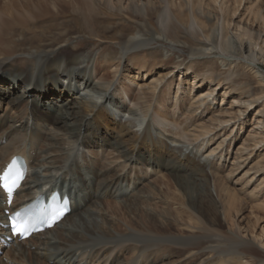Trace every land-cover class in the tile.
<instances>
[{"label": "rangeland", "instance_id": "rangeland-1", "mask_svg": "<svg viewBox=\"0 0 264 264\" xmlns=\"http://www.w3.org/2000/svg\"><path fill=\"white\" fill-rule=\"evenodd\" d=\"M7 1L1 0L0 5ZM26 1L29 0H22V4ZM36 1L25 4L23 9L21 7L22 13L19 8H16L13 10L14 15L23 18L31 10H36L38 7ZM154 1L160 3V0ZM183 1L184 22L178 23L175 20V25H171L169 30L172 34L169 39L177 46L171 47L169 39L160 37L163 25L159 14L164 12L163 3L157 7L156 14L151 20L152 24L141 28V33H144L150 45L146 50L132 56L136 55L138 60L146 61L152 72L147 73L148 79L144 78L143 72H137V69L133 67L123 70L125 68V59H123V64L119 68L110 66L112 61L104 60L108 63L105 71L106 74L110 72V77L109 80H100L101 75L97 76L96 68L99 49L104 45H100L97 38H90L88 30L81 32L82 37L72 40V43H76L78 47L85 45L83 52L94 55L89 70L86 69L88 70L86 74L92 73L95 82L100 81L104 88H108V93L115 96L116 105L123 104L136 113L133 115V112L128 110L119 112L118 106L105 104L112 116H115L117 121L128 123L138 132H142L146 123L149 122L153 126L152 134L156 140L155 145L150 147L151 156L149 149L143 150L145 153L143 157L152 159L146 166L139 162L132 164L117 160V153L111 154L112 149H107L105 154L103 149H96L98 148L96 146L87 148L83 145L78 146L80 152L87 154L86 159L82 156L80 158L79 164H83V167L89 159L91 161L95 156L100 155L103 163H106L109 158L108 162L115 161L114 164L118 167L114 164L113 167L120 174L127 173L137 179L138 172L153 186L151 190L153 198L149 206L128 210L113 200L104 203L103 207L107 216L102 223L103 229L105 228L113 236L125 239L117 247L105 250L102 257L104 261L112 259L109 264H263L264 142L256 148L253 139L261 141L264 134V17L255 20V14L250 12H252L251 7H254V11L255 9L260 10L264 16V0H243L241 3H238L239 0H226L225 6L227 5L230 10L228 15L225 13V16H222L218 6L208 0H195V6L190 4L189 0ZM54 2L55 0H48L50 8H54ZM57 5L60 6V4ZM69 7H61L60 14L62 15L59 16L50 15L46 20L38 22L32 20L28 22V25L25 24L26 22L20 23L13 30L17 34L22 33L24 38L19 42V46L14 47L27 49L32 46L31 43L35 46L39 42L53 46L60 43L66 36L74 37L80 34L77 28H72L73 25L68 27L70 33L66 31L67 26L64 23L72 20L71 15L68 14ZM195 18L202 27L201 29L192 30L193 28H190V22ZM114 21L125 23V18ZM62 22L63 24L59 25ZM137 25V22H128L126 26L128 36L136 30ZM30 30L37 32L38 35L36 37L26 36L32 33L29 32ZM30 38L35 39L31 41ZM235 39L237 43L231 44ZM126 41L127 38H124L116 42L111 55L117 56L115 52L125 50ZM241 44L245 47L244 50L250 45L252 53L241 51L237 46ZM233 45L235 49L232 48ZM207 47H214L215 51L212 54H205L206 57H204L203 49ZM66 55L68 56V53ZM26 56L24 53L20 55V58L25 65L28 60L32 67L33 61ZM192 69L202 73V79L205 80L199 87L198 93L206 91L211 84L218 83V80L223 81L220 92H215L214 99H211V104L206 109H198L192 103L191 90L193 88L196 90V82L192 81L194 77L191 73ZM18 70L21 72L20 69ZM170 70H174V79L169 81V89L159 86L158 90L163 93L161 100L158 101L155 96L149 99L142 98L141 95L144 94L150 77ZM2 72L4 71L0 73ZM9 72L11 70H7L8 74ZM43 77L48 78L46 74ZM180 81L182 92L179 97L183 99V108L175 112L171 109L177 98V84ZM0 84L7 87L6 83L0 81ZM61 84L62 86L67 85L68 80H64ZM80 84L77 82L73 86ZM23 86L24 84L15 88L17 94L21 95V91L24 90ZM82 87L84 88V84H81ZM83 88L77 95L82 96L86 93ZM133 93L139 94L133 96ZM96 96L98 94H95V98ZM68 97L66 95L56 96L51 92L42 99L35 97L36 105L31 101L28 102V98L18 106L12 105L8 99L0 101V119L9 117L6 125L0 129V134L13 124L12 118L21 119L27 116H37L38 123L44 126L45 123H49L57 127V131L63 132L65 131L63 123L56 124L53 119L57 120L58 117L65 115L64 110L69 111L72 114L71 117L81 116L82 120L79 124H82L87 115L75 114L76 100L71 98L69 100ZM99 100L104 103V99ZM244 101H246L245 105ZM233 103L238 105L231 108ZM146 109L148 112L145 111ZM239 109L245 112L235 120L239 115ZM232 117H234L233 121L220 129V121ZM63 119L74 123L70 118L64 117ZM133 119L136 120L133 121ZM96 126L97 123H94L92 127L83 128L82 132L84 135L97 132ZM255 126L261 127L255 128ZM17 129L24 132L26 126ZM261 129L263 132L260 133V137L251 136L253 131ZM212 130H215L213 131L215 133L207 134ZM12 133H8L7 138ZM121 133V130L113 127L110 130L103 128L99 130L100 137L97 139L101 141L103 139L101 135H107V138L112 135L116 138L123 136V141L124 134L121 135ZM229 134L232 136L228 137ZM223 140H225L224 153L221 149L213 155L218 142ZM123 144L126 148L131 147L129 143ZM181 149L185 153L182 152V154ZM136 151H139V148ZM180 154L182 157L190 155L200 158L201 162L206 164L207 172L200 174L193 164L185 165L184 162L177 161ZM107 155L110 157L107 158ZM144 171L147 172L146 175ZM186 179L195 182L191 188H187ZM131 183H125L126 186H124L133 190L136 184ZM109 203L112 204L109 205ZM232 244H238L240 250L246 252L243 260L228 255ZM28 250L35 251L36 247L29 246ZM29 255L28 253L22 256L20 258L22 261L13 264H31L30 261H26L30 258ZM87 259H90V264H94L90 255Z\"/></svg>", "mask_w": 264, "mask_h": 264}, {"label": "bare ground", "instance_id": "bare-ground-1", "mask_svg": "<svg viewBox=\"0 0 264 264\" xmlns=\"http://www.w3.org/2000/svg\"><path fill=\"white\" fill-rule=\"evenodd\" d=\"M32 1L36 0L23 2L24 4H22V0H8L0 5V72L4 71L0 73L2 75L0 76V81L7 84V87L0 84V101L3 102L8 99L12 105L18 106V104H22L28 98V102L31 101L36 105L35 97L42 99L52 92L55 93L56 96H69V100L70 98L75 99L76 103L74 106L77 109L75 114H86L87 118L83 120L82 124H79L82 120L81 116L76 117L74 115L71 117L70 115L72 114L64 110L65 115L58 117L57 120L53 119V122L56 124H58V122L63 123L65 127V131L63 132L57 131L56 129L58 128L55 126L53 127L49 123H45V126L38 123L37 116H27L21 119L12 118L11 121L13 124L5 128L0 134V165H4L15 155L24 156L29 162V175L17 191L11 207L6 205L5 194L0 188V224H2L7 217L5 214L6 209H10L14 212L44 196H50L54 192H59L61 196H65V194L69 195L71 201V212L59 224H56L52 229L39 233L24 242L15 241L13 244L17 245L15 247L12 245L11 248L5 250L4 255L0 257V264H9V262H5V258L14 263H19L22 261L20 258L24 255H28V253L30 254V258H27L28 260L26 261H30L31 264H67L68 262V264H90V259H87L88 255L93 258L94 264H109L112 259L104 261L102 257L103 253L109 248L120 245L121 241L125 238L113 236L107 232L105 228L103 229L102 223L107 216L103 207L104 203H107L108 200H113L118 205L121 204L125 206L128 210L137 209L140 206H149V202L153 198L151 194L153 186L152 183L149 184V181H145L144 176H141L138 172L136 176L137 179L131 177L127 173H123V171L121 172L125 175L120 174L117 169L113 167L115 161L108 162L109 158L106 163H103L100 155L95 156L91 161L89 159L87 164L83 167V164H79L81 161L80 158L82 156L83 159H86L87 154L80 152L78 146L83 145L85 148L88 146H96L98 147L96 149H103L104 153L107 152V149H112L113 151L111 154L115 155L117 153V160L120 159L132 164L139 162L143 166H146L152 159L149 160L150 157H143V155H145L143 150L149 149V155L151 156L152 149H150V147L155 145L156 140L153 138L152 134L153 126L149 122L146 123V127L143 128L142 132H138L128 123L117 121L115 116H112L105 104H112L117 107V103L114 102L115 96L112 93H108V88H104V85L100 81L95 82L92 73L86 74L94 55L86 51L83 52L85 45L78 47L76 43H72V40L82 37L81 32L88 30L90 38H97L100 45H104L99 49L96 68L97 76L101 75L99 77L100 80H109L110 77V72L106 74L105 69L108 63H105L104 60L112 61V65L110 66L119 68L123 64V59H125V68L123 70H127L128 67H133L137 69V72H143L144 78L148 79L146 76L147 73L152 72L148 68L146 61H144V59L138 60L136 55L132 56L135 53L146 50L148 45H150L148 39L144 37V33H141V28H146L152 24L151 20L156 14L155 11L157 7L160 6V3H163L164 12L163 14H159L160 21L163 25L160 37L163 36L169 39V36H172L169 31L170 26L175 25L174 21L176 20L178 23L184 22V12L182 9V7H184V1L160 0L159 3V1L156 2L154 0H55L54 8H50L48 0H37L38 7L36 10H31L23 18L14 15L13 10L19 8L21 12L23 6ZM208 1L218 6L222 16H225V13L227 15L229 14L230 9L227 5L225 6L226 0ZM242 1L243 0H239L238 3ZM189 3L193 6L196 5L195 0H189ZM57 4H60V6ZM61 7H69L70 9L68 14L71 15L72 20L64 23L67 26L66 31L70 33L68 27L69 25H73L72 28H77L80 34H76L74 37L64 36L65 39L53 46H47L39 42L38 44L36 43L37 45L35 46L31 43L32 46L27 49H18L14 47L19 46V42L24 38L22 33H15L13 30L14 28L18 27V25L23 22H26L25 24L28 25V22L32 20L38 22L46 20L47 16L50 15H62L60 14L62 12ZM251 11L250 13L255 14V20L264 17L260 10L255 9L254 11V7H251ZM164 14H166V16H163ZM123 17L125 18V23L114 21ZM128 22H137L139 25H137L136 30L129 36L126 31ZM62 24L63 22L59 25ZM190 28L196 30L202 27L197 23L195 18V20L190 22ZM143 31H146V29H143ZM29 32L32 33H28L26 36L36 37L38 35V33L33 30ZM124 38H127L125 44L126 49L121 51L118 50L115 52L118 55H113V57L111 55L113 51L111 50L115 48L114 44L122 41ZM168 41L171 43V47L177 46L171 39ZM86 43L92 44L89 41H86ZM235 43H237V39L231 42V44ZM237 46L241 51L243 50V52L252 53V47H250V45L249 48L247 46L245 50L242 44L241 46ZM232 48L235 49V45H233ZM214 51V47L204 48V57H206L205 54H212ZM24 53L27 55L26 57L28 59L33 61L32 67H30L28 60L25 65L20 58V55H24ZM67 53L68 56L66 55ZM100 57L103 58L101 59ZM133 63L137 64L133 65ZM6 69L11 70V72L8 74ZM18 69H20L21 72ZM102 71L105 72L102 73ZM187 72H190L189 69ZM191 73L194 74L192 81L196 82V90H194V88L191 90L192 103H194L195 107H198V109H206L209 104H211V99H214V95L217 91L220 92V86L223 81L218 80V83L211 84L206 91L198 93L199 87L203 85L205 80L202 79V73L199 71L196 72L192 69ZM45 74L48 77L47 79L43 77ZM4 75L6 77H3ZM173 77L174 70L152 75L146 85L147 88H145L144 94L141 95L142 98L149 99L151 96H155L157 100L160 101L161 97H163V93L158 90L159 86L161 85L169 89V81H172L174 79ZM64 80H68V84L65 86H62V84L60 85ZM77 82L79 84L82 82V85L84 84V88H82L86 90V93L82 94V96L77 95L80 90H82L81 84L73 86V84H77ZM22 84H24V90L21 91L20 95L17 94L15 88ZM181 85L182 82L180 81L177 84V98L171 109L175 112L177 109L181 110L183 108V99L179 97L182 92ZM194 91H197V93H194ZM91 92H93V94ZM95 94H98L96 98ZM138 94L133 93V96H137ZM97 98L104 99V103L99 102V99L96 100ZM245 102L246 101L243 102L244 105ZM236 105L238 104L233 103L231 108ZM118 108L119 112L128 110L131 113L133 112V115H136L134 111H131L130 108H126L123 104L119 105ZM145 111L148 112V109ZM244 112L245 110L239 109V115L235 120L239 119ZM46 117H48V115H46ZM64 117L72 119L74 123H70L67 120L64 121ZM123 118L125 117L123 116ZM233 118L234 117L230 119L225 118L223 121L221 120L219 123L221 125L220 129H223L224 126L232 122ZM8 120L9 117L0 119V129L6 125ZM135 120L136 119H133V121ZM133 121H131V123ZM94 123H97L95 128L97 132L84 135L82 129L92 127ZM25 126L26 129L24 132H20L17 129L24 128ZM112 127L122 131L121 135L124 134V140L122 141L123 136L116 138L110 135L107 138V135H101L103 139L98 141L97 138L100 137L99 130L103 128L110 130ZM258 127L261 126H255V128ZM263 129L260 131H253L254 133H252L251 136L260 137V133L263 132ZM213 131L215 130L207 132V134L215 133ZM10 132L13 133L7 138V134ZM231 136L232 134H229L228 137ZM262 142H264V134L263 140L261 139V141L258 139L255 140V138L253 139V144L256 148H258ZM123 143H129L131 147L126 148ZM224 143L225 140L218 142L213 155L217 150L221 149L222 153H224ZM137 148H139V151H136ZM180 151L181 153H185L182 149ZM182 154L178 155L177 161L184 162L185 165L193 164L199 170L200 174L207 172V166L205 163L201 162L200 158L198 159L196 156L192 157L190 155L182 157ZM226 154H229L227 150ZM108 156L109 155L106 157L108 158ZM114 166L117 165L114 164ZM143 173H145V175L147 174L146 171ZM186 181L187 188H191L195 183L188 179H186ZM131 182L136 184L133 190L125 187V183L128 184ZM111 204L109 203V205ZM4 231L5 229L0 226V234ZM29 246H35L36 250L31 252L28 250ZM155 247L156 246H154V248ZM213 249L215 250L216 248ZM228 255L234 258L239 257L243 260L246 252L240 250L238 244H235L232 246L231 252H228Z\"/></svg>", "mask_w": 264, "mask_h": 264}, {"label": "snow or ice", "instance_id": "snow-or-ice-1", "mask_svg": "<svg viewBox=\"0 0 264 264\" xmlns=\"http://www.w3.org/2000/svg\"><path fill=\"white\" fill-rule=\"evenodd\" d=\"M3 188H4L9 194H11L12 191H13V188H12L11 186H9L7 183H5V184L3 185ZM9 203H10V201H9ZM18 215H19V213L16 214V216H18ZM9 221L11 222V228H12V230H13L16 234H18V235H23L24 232L28 231L27 228H22V227L18 226V224L16 223V219H15L14 216H10V217H9Z\"/></svg>", "mask_w": 264, "mask_h": 264}]
</instances>
